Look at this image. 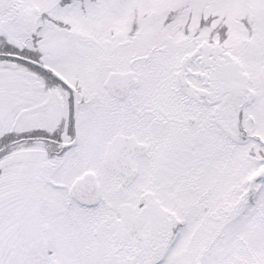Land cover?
<instances>
[{
    "label": "snow or ice",
    "instance_id": "1",
    "mask_svg": "<svg viewBox=\"0 0 264 264\" xmlns=\"http://www.w3.org/2000/svg\"><path fill=\"white\" fill-rule=\"evenodd\" d=\"M0 264H264V0H0Z\"/></svg>",
    "mask_w": 264,
    "mask_h": 264
}]
</instances>
